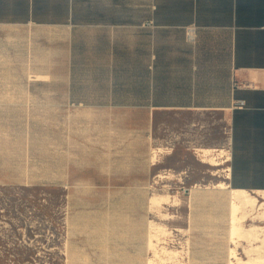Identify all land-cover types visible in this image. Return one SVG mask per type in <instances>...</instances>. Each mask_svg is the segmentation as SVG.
Wrapping results in <instances>:
<instances>
[{"label": "crops", "instance_id": "crops-1", "mask_svg": "<svg viewBox=\"0 0 264 264\" xmlns=\"http://www.w3.org/2000/svg\"><path fill=\"white\" fill-rule=\"evenodd\" d=\"M32 104L70 120L65 155L83 133L123 163L130 197L170 161L206 164L199 149L219 150L230 189L264 192V0H0V117ZM75 214L64 264L149 263L146 216L141 232Z\"/></svg>", "mask_w": 264, "mask_h": 264}, {"label": "rangeland", "instance_id": "rangeland-1", "mask_svg": "<svg viewBox=\"0 0 264 264\" xmlns=\"http://www.w3.org/2000/svg\"><path fill=\"white\" fill-rule=\"evenodd\" d=\"M41 105L32 104L33 113L0 117V179L9 182L0 184V264H64L65 226L77 217L78 209L82 213L97 210L99 222L112 219L121 231V224L133 220L141 223L142 232L146 216L148 264L236 262L232 254L236 246L230 236V187L224 182L225 166L218 167L219 160L202 157L204 164L187 156L183 163L189 166L175 168L170 161L162 168L164 176H148L146 192L136 191L130 197L125 191L132 184L125 180L130 177L129 169L119 162L115 167L108 165L107 151L92 150L90 137L83 133L77 137V149H68L65 155L61 148L66 138L61 136L60 144V132L70 120L59 119L57 113L46 119ZM115 152L116 161H122ZM179 171L184 173L179 175ZM101 172L109 175L110 183ZM194 186L207 189L194 195ZM158 201L167 206L162 209L167 217L151 207ZM79 217L90 222L89 214ZM152 220L164 228V232H157L159 240L164 238L155 240L156 248L161 255L163 247L174 251L166 261L156 258L150 247ZM254 223L249 221L248 225ZM247 244L237 248L238 256L244 259Z\"/></svg>", "mask_w": 264, "mask_h": 264}, {"label": "bare ground", "instance_id": "bare-ground-1", "mask_svg": "<svg viewBox=\"0 0 264 264\" xmlns=\"http://www.w3.org/2000/svg\"><path fill=\"white\" fill-rule=\"evenodd\" d=\"M216 151L219 150L199 149L200 155L202 157H211L217 159ZM219 187L224 189V184H220ZM228 195L230 200V236L236 246L235 250L232 251L236 262L232 261L231 264H264V192H250L248 190L229 188ZM154 196H159V194H155ZM165 206L166 205H163L161 201L151 204V207L154 210L162 214L161 217L168 216L162 212V209L165 208ZM153 221L154 220H152L150 227L152 232L151 235H149L150 247L153 250V255L156 258L166 261L165 258L172 255L174 251L163 247V255H161L160 251L156 248L155 240H159V234L157 232H164V228L158 226L157 223ZM249 221H253L255 223L248 225ZM256 222H263V225H259ZM162 238L164 237H161V239ZM244 243H248L247 246L243 248V254H245L247 259H244L237 254V248L241 247V245Z\"/></svg>", "mask_w": 264, "mask_h": 264}, {"label": "built area", "instance_id": "built-area-1", "mask_svg": "<svg viewBox=\"0 0 264 264\" xmlns=\"http://www.w3.org/2000/svg\"><path fill=\"white\" fill-rule=\"evenodd\" d=\"M187 38L190 42L194 43L196 40V28L194 26L187 29ZM238 86V84H236Z\"/></svg>", "mask_w": 264, "mask_h": 264}]
</instances>
